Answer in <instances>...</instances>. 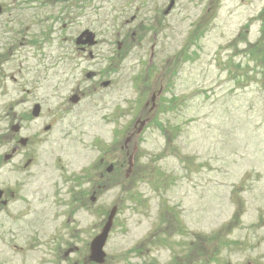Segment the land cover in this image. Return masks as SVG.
<instances>
[{
	"label": "rangeland",
	"instance_id": "rangeland-1",
	"mask_svg": "<svg viewBox=\"0 0 264 264\" xmlns=\"http://www.w3.org/2000/svg\"><path fill=\"white\" fill-rule=\"evenodd\" d=\"M185 1L171 18L170 29L159 33L153 60L150 48L155 41L149 27L137 40L142 46L132 43L129 51L117 55V33L130 29L132 35L139 26L138 21L126 23L135 7L124 18H117L110 4L106 13L93 16L91 29L101 44L94 49L91 69H105V78L114 85L75 106L73 115L45 143L42 160L60 158L77 175L86 168L94 171L109 146L123 143L137 116L145 119L154 113L152 93L167 86L161 102L156 101L158 114L140 140L139 179L109 183L97 203L104 207V216L96 210L91 216L77 214L80 227L90 225L95 234L100 230L95 225L114 205L119 207L105 247V264H134L137 236L153 225L159 227L162 209L184 194L189 202L204 196V233L231 216L230 193L246 203L245 225L258 214L264 219V0ZM41 59L24 52L25 67H34ZM151 61L157 68L145 79ZM67 65L64 60L62 69L52 71L57 73L53 80L70 81L66 91L82 76ZM12 89L11 98H0V131L6 127L7 113L17 111ZM56 106L42 105V120ZM39 125L40 120L33 121L30 133ZM155 193L164 194L158 202L166 204L161 203L158 211L153 207ZM246 234L250 245L232 251V261L264 263V226L253 225ZM244 236L238 230L232 237Z\"/></svg>",
	"mask_w": 264,
	"mask_h": 264
},
{
	"label": "flooded vegetation",
	"instance_id": "flooded-vegetation-1",
	"mask_svg": "<svg viewBox=\"0 0 264 264\" xmlns=\"http://www.w3.org/2000/svg\"><path fill=\"white\" fill-rule=\"evenodd\" d=\"M182 2L187 1L0 0V98H11L14 87L17 107V111L7 113L6 127L0 131V264H95L90 260L91 244L107 217L95 225L100 230L93 234L90 225L85 229L80 227L77 214L91 216L96 210L104 216V207L97 203L109 183L123 178L139 179L140 140L157 116L156 101L161 102L167 86L161 85L152 93L154 113L145 119L137 116L133 126L127 128L123 143L109 146L94 171L86 168L77 175L60 158L42 160L45 143L62 121L73 115L75 106L114 85V81L105 78V69H91L94 49L101 44L91 29L93 16L106 13L110 4L117 18L119 15L124 18L135 7L126 23L138 21L139 26L132 35L130 29L117 33V55L121 57L129 51L132 43L142 46L137 40L149 27L155 41L150 48V60H153L159 33L162 35L164 29H170L168 24L179 6H184L180 5ZM87 30L95 33L96 40L88 37ZM26 51L42 57L40 63L25 67ZM64 60L70 64L68 70H79L82 75L71 82L67 91L70 81L53 80L57 73H52L62 69ZM154 68L157 66L151 61L145 69V79ZM105 82L110 84L104 86ZM50 103L57 106L42 120V105ZM37 104L39 112L34 116ZM36 120H40L38 130L30 133ZM188 159L186 156L187 165ZM111 164L113 168L109 171ZM165 194L167 198L171 196ZM155 195L158 197L153 207L158 211L164 203L158 200L164 194ZM189 199L184 194L181 199L170 201L171 207H164L161 212L163 223L137 236L134 264H236L231 252L250 245L246 233L253 225L264 226L260 214L254 222L245 225L246 203L237 193H230L231 216L219 228L204 233V196L197 197L195 202ZM238 230L245 234L242 239L232 237ZM260 260L249 259L240 264H264Z\"/></svg>",
	"mask_w": 264,
	"mask_h": 264
},
{
	"label": "water",
	"instance_id": "water-1",
	"mask_svg": "<svg viewBox=\"0 0 264 264\" xmlns=\"http://www.w3.org/2000/svg\"><path fill=\"white\" fill-rule=\"evenodd\" d=\"M88 37L92 40H94V34L91 32H86ZM108 85V83H105V86ZM39 112V106L35 107L34 114L37 115ZM113 166L111 165L109 167V171H111ZM118 207L114 206L108 216L107 222L105 223L102 232L98 234L92 241L91 244V254H90V260L98 263L103 264L106 259V252L104 250L106 242L108 240L109 234L111 232V229L114 224V219L117 215Z\"/></svg>",
	"mask_w": 264,
	"mask_h": 264
},
{
	"label": "trees",
	"instance_id": "trees-1",
	"mask_svg": "<svg viewBox=\"0 0 264 264\" xmlns=\"http://www.w3.org/2000/svg\"><path fill=\"white\" fill-rule=\"evenodd\" d=\"M264 11V10H263ZM264 28V27H263Z\"/></svg>",
	"mask_w": 264,
	"mask_h": 264
}]
</instances>
